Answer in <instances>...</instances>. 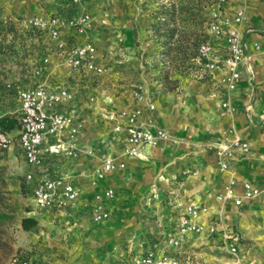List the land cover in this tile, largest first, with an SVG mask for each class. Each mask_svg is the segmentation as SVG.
I'll return each instance as SVG.
<instances>
[{"label":"crops","instance_id":"crops-1","mask_svg":"<svg viewBox=\"0 0 264 264\" xmlns=\"http://www.w3.org/2000/svg\"><path fill=\"white\" fill-rule=\"evenodd\" d=\"M22 1L31 8L29 15L61 12L68 16H75L84 12L89 13L88 10L94 13L93 4L89 0H80L70 11L65 10L66 4L61 0ZM245 1L247 19L239 25V29L249 44L251 60L249 68L240 67L241 77L238 79L236 88L228 91L220 83V78L225 73L222 68L200 69L199 77L202 82L191 83L187 86L185 95L151 94L150 98L155 104L151 115L154 117L155 123L167 129L169 133L184 136L188 140L186 143L177 144L172 139H168L158 146L145 147L139 158L123 155L125 135L113 132L114 121L109 118V115H116L121 108L131 109L138 105L131 97V91L135 85L130 66L134 65L132 64L134 61L131 62V60L136 58V51L134 49L127 51V47L124 46L126 54L121 55L120 59L116 46L111 45L103 54L101 47L107 45L108 39L103 33H99L98 28L102 26V20L98 22L100 19L95 15L93 20L90 19L86 24L83 34H77L72 29H64L61 32V38L67 44H77L83 39H88L97 48L99 62L106 64L112 58L114 59V66L117 68L114 73L93 75L68 67L64 63L62 55L55 49V42L47 34L29 28V69L31 66L41 67L43 74L41 77H34L29 71V74L14 76L15 80L29 83V85L45 80L52 86L65 85L71 88L75 92L73 105L76 108L77 116L84 123L77 136V147L80 149L89 148L93 151V155L81 151L77 157L44 155V172L48 175L68 176L77 187L79 195L73 205L65 210L50 208L34 211L38 219L40 217L58 224L68 223L73 219L88 215L89 219L93 221V195L107 188L115 190V174L120 172L118 170L106 173L103 178L92 184L93 169L99 164L101 156L110 155L116 160L123 161L124 169L126 168L125 171L129 176L138 174L146 167L157 168L159 173L152 181H155L159 190L164 189L167 182L190 166L189 172L178 184L180 189L178 190L179 194H176L177 201L180 205L193 204L199 209L195 220L205 228L200 233V238H203L205 234L217 238L215 241H211V248L215 251L213 253L215 261L218 264H256L248 254L235 259L229 258L226 253V247L235 246L241 249L242 244L250 243H255L257 251L262 253L259 257L263 260L264 249L261 248V245L264 244V206L255 200H247L241 206H236L232 199L216 198L217 195L223 193L229 173L220 171L216 155L209 148L211 144H217L224 140L227 136V129L233 125L236 135L249 143L248 152L244 154L236 152L232 162L230 172L237 180L234 193L241 194L242 181H249L257 186L264 185V54L252 46L253 42L264 44V0ZM17 2L19 1H10L13 7L20 9L21 6L18 7ZM42 2L47 5L43 3L41 6ZM236 5L239 3L234 4V6ZM21 14L28 16L25 12ZM6 16L2 12L0 22H5ZM19 19L22 18L19 17ZM19 19L16 20L17 23L20 21ZM122 35L124 42L131 45L133 42L131 30L126 28ZM213 42L217 54L222 56L224 54L222 39L213 37ZM46 54L50 56V62L48 65H42L41 57ZM0 83V105L2 107L0 116L10 114L17 118V99L12 92L6 91L2 87V82ZM89 95H93L92 100H89ZM224 100L236 106V111L232 115L225 113L222 109L221 103ZM144 113L147 116L149 111L145 110ZM157 150H160L159 157L148 161V156H152ZM154 171L156 170L153 169L152 174ZM132 180V177L128 178L129 182ZM30 193L32 195V191ZM90 196L91 201L86 202ZM108 200L109 198H103V203L112 215V208ZM146 200L149 207L162 211L159 199L146 196ZM149 200L156 202L149 204ZM157 205L158 207H156ZM180 205L176 204L168 208L166 215L172 214V219H177V215L181 211ZM210 224L217 227V233H207L206 227ZM163 226L168 229L166 222ZM111 234L113 232L109 235ZM133 237L132 248H136L139 252L132 256L130 253L132 249L119 250L113 240L100 255L96 264L134 262L147 250L155 251L160 245L157 239L145 242L141 241V237L139 239L136 236ZM257 238H261L258 245L255 242ZM176 248L179 250L180 246H176ZM175 255L183 264L185 260L181 251H175Z\"/></svg>","mask_w":264,"mask_h":264},{"label":"rangeland","instance_id":"rangeland-1","mask_svg":"<svg viewBox=\"0 0 264 264\" xmlns=\"http://www.w3.org/2000/svg\"><path fill=\"white\" fill-rule=\"evenodd\" d=\"M10 1L14 2L0 0V15L2 12L7 15L6 21L0 22L2 87L6 80L16 81L14 76L26 74L29 70V28H26L22 21L18 20L17 23L14 19L19 17L23 19L25 16L21 13L29 15L31 8L22 0H17L20 9L15 8ZM89 1L94 7V13L88 10L91 20L94 15L96 18L99 17L98 22L102 20V26L98 28L99 33H103L108 39V46L101 47L103 54L111 45L116 46L120 59L121 55L126 54L124 46L127 47V51L133 49L136 51V60H131L134 61L132 63L134 65L130 66L135 85L132 91L137 86H142L149 95L153 93L185 95L187 86L202 82L199 71L203 68L196 59L197 45L202 40L211 38L208 23L212 11L217 9L220 0ZM231 1L226 0L225 7L233 8L238 6L234 4L239 3L244 7L247 19L246 1ZM43 3L45 2H42L41 6ZM171 5H174L171 10L174 9L173 13L168 12ZM126 28L132 33L131 45L122 39ZM253 43L258 44L257 49L253 48L264 54V44ZM105 65L109 71L106 75L114 73L117 69L113 58ZM91 97L93 95H89V100H92ZM169 139L177 144L186 143L188 140L171 132ZM159 153L160 150H157L152 156H148V161L158 158ZM152 168L146 167L134 176H129L126 168L115 174L116 189L114 196L108 200L112 215L110 213L107 220L93 222L88 215H83L68 223L57 224L44 218L38 219L34 213L39 209L34 205L30 193L31 186L24 177L28 167L18 143L16 142L9 152L0 151V264H8L11 255L18 251L28 252L41 264H96L113 240L119 250L130 248L132 256L139 252L132 248L133 236L138 239L141 237V241L145 242L157 239L160 243L155 250L157 253L175 255V251H181L185 260L183 264H218L213 255L215 251L211 248V241H215L216 236L205 234L200 238V233L205 229L203 226L199 232L179 231L188 205H180L176 194L180 189L178 184L185 178L190 166L160 190L155 181H152L159 172L154 167L156 171L152 174ZM131 177L133 180L129 182L128 178ZM146 196L159 199L162 211L149 207ZM88 198L86 202L91 201V196ZM154 201L149 200V204ZM176 204L181 206V211L177 219H172V214L166 215L167 209ZM23 217L37 218V224L25 230L21 225ZM164 222L167 223L168 229L163 226ZM111 232L113 234L109 235ZM171 237H177L179 240V250L169 243ZM260 239L255 240L257 245ZM261 248L264 249V244ZM226 253L229 258L235 259L248 254L256 264H264V258L261 260L259 257L262 253L257 251L255 243L242 244L241 249L236 247L235 252L230 250V246L226 247Z\"/></svg>","mask_w":264,"mask_h":264},{"label":"built area","instance_id":"built-area-1","mask_svg":"<svg viewBox=\"0 0 264 264\" xmlns=\"http://www.w3.org/2000/svg\"><path fill=\"white\" fill-rule=\"evenodd\" d=\"M80 0H61L66 4L65 10L70 11ZM226 0H220L217 9L213 10L208 23L210 39L202 40L197 46V62L205 70L222 68L225 73L220 78L228 91L234 90L238 79L241 77V66L249 68L251 54L249 44L245 41L239 25L246 19L244 7L238 5L233 8L225 7ZM224 4V6H223ZM18 19V18H17ZM17 19H14L15 21ZM91 19L87 12L68 16L61 12L52 14L35 13L25 16L22 21L26 28L45 33L55 42V49L63 57L64 63L73 70L84 71L93 75H106L108 68L103 62L98 61V52L95 44L88 39H83L77 44H67L61 38L64 29H72L77 34H83L86 24ZM213 37L221 38L224 54H217ZM258 48L257 43H253ZM42 65H48L50 56L41 57ZM34 77H41L43 70L38 66H31L27 70ZM3 88L12 92L16 97L18 128L8 131L0 128V151L9 152L18 143L22 157L28 167L25 171V180L30 184L34 205L38 209L65 210L76 201L79 191L74 182L66 175H48L44 171V155H67L77 157L82 151L93 155L92 149L78 148L77 136L84 126L78 118L75 102V92L65 85H49L45 80L29 85L18 80H6ZM132 98L138 103L134 108H121L116 115H109L114 121L113 132L124 133L123 155L126 157H140L145 147H155L169 139V131L155 123L151 115L155 104L149 93L142 86H137L131 92ZM93 99V97H91ZM221 107L225 113L232 115L236 106L224 100ZM145 110L149 114L145 115ZM224 140L211 144L221 172L229 173L224 184L223 193L217 199H232L236 206H241L244 201H259L264 206V185L257 186L249 181H242V192L234 193L237 180L230 172L235 153H247L249 143L236 135V129L231 125ZM125 167V163L116 160L110 155L99 158V164L93 169L92 184L103 178L106 173L118 171ZM114 190L107 188L93 195L92 219L95 222L105 221L110 217V212L102 203L103 198H112ZM199 209L188 205L180 223L179 231L199 232L202 226L194 219ZM207 233L215 234L218 229L210 224L206 227ZM225 235V234H224ZM169 243L178 246L177 237H171ZM232 252L236 251L231 246ZM8 264H41L35 257L26 251H18L9 258ZM115 264H181L176 255L157 253L147 250L136 261H121Z\"/></svg>","mask_w":264,"mask_h":264},{"label":"trees","instance_id":"trees-1","mask_svg":"<svg viewBox=\"0 0 264 264\" xmlns=\"http://www.w3.org/2000/svg\"><path fill=\"white\" fill-rule=\"evenodd\" d=\"M172 7L168 10L169 13H173L172 8H174V5H171ZM198 46V45H197ZM0 128L8 130V131H14L18 128V120L14 115L5 114L0 116ZM37 224V220L34 217H23L21 219V225L23 229L29 230L30 228L34 227Z\"/></svg>","mask_w":264,"mask_h":264}]
</instances>
